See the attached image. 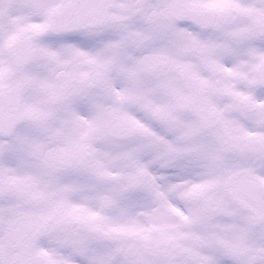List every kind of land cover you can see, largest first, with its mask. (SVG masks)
I'll return each mask as SVG.
<instances>
[{
    "label": "snow or ice",
    "instance_id": "6c2138e0",
    "mask_svg": "<svg viewBox=\"0 0 264 264\" xmlns=\"http://www.w3.org/2000/svg\"><path fill=\"white\" fill-rule=\"evenodd\" d=\"M0 264H264V0H0Z\"/></svg>",
    "mask_w": 264,
    "mask_h": 264
}]
</instances>
